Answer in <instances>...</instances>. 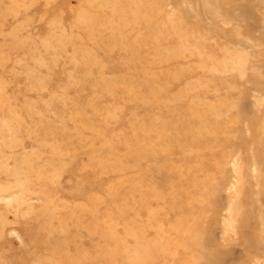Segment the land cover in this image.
<instances>
[{
    "label": "rangeland",
    "instance_id": "374dc122",
    "mask_svg": "<svg viewBox=\"0 0 264 264\" xmlns=\"http://www.w3.org/2000/svg\"><path fill=\"white\" fill-rule=\"evenodd\" d=\"M0 264H264V0H0Z\"/></svg>",
    "mask_w": 264,
    "mask_h": 264
}]
</instances>
